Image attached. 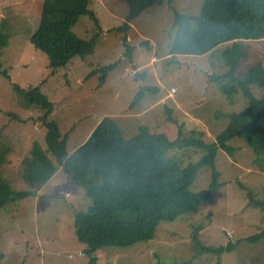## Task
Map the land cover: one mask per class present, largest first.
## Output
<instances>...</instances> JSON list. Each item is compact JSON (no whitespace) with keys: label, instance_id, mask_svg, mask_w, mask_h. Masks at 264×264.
Returning a JSON list of instances; mask_svg holds the SVG:
<instances>
[{"label":"rangeland","instance_id":"obj_1","mask_svg":"<svg viewBox=\"0 0 264 264\" xmlns=\"http://www.w3.org/2000/svg\"><path fill=\"white\" fill-rule=\"evenodd\" d=\"M204 1L172 0L147 8L132 22L131 57L124 44L126 35L115 30L126 21L128 3L94 0L91 8L96 20L81 17L75 32L85 40L100 32L96 53L85 59L75 57L67 68L52 75L47 56L30 42L40 25L44 0H0V34L7 41L0 68L11 77V82L0 77V180L14 192L29 190L23 180V161L35 146L50 152L40 121L43 112L22 106L12 84L41 89L53 104L50 120L70 138V154L87 143L106 119L117 122L127 139L147 127L175 140L180 126L186 137L214 143L228 127L230 116L242 112L247 101L239 89L231 97L223 95L211 79L228 71L223 52L234 40H242L247 51L237 72L240 78L249 66H264V26L225 33L215 46L204 49L202 29L192 19L201 15ZM144 41L150 46L142 45ZM108 66L113 68L103 85L106 71L96 75V70ZM229 146L235 149L233 154L219 151L216 158L220 187L211 190L212 171L205 167L191 189L202 199L197 211L173 223H160L149 242L99 251L100 263L264 264V240L257 244L242 241L220 256L204 253L196 244L197 236L205 247H226L264 230V209L249 197L264 202V154L242 136L232 139ZM49 156L56 164L50 184L36 198L10 202L0 209L2 264L89 262L84 254L87 245L76 237L74 214L87 211L93 201ZM204 156V150L193 147L166 153L181 170Z\"/></svg>","mask_w":264,"mask_h":264},{"label":"trees","instance_id":"obj_2","mask_svg":"<svg viewBox=\"0 0 264 264\" xmlns=\"http://www.w3.org/2000/svg\"><path fill=\"white\" fill-rule=\"evenodd\" d=\"M125 1L129 7L126 21L115 30L126 35L124 44L127 54L132 57L134 47L129 39L132 22L147 8L172 0ZM92 4H95L94 0H44L40 25L30 42L47 56L52 75L67 68L75 57L85 59L96 53L101 33L97 32L85 40L75 32L81 17L90 16L96 20ZM192 19L202 29L200 45L211 49L225 33L261 29L264 26V0H205L201 15ZM99 29L103 32L101 27ZM142 45L150 46L148 41ZM6 46L5 36L0 34V56ZM246 55L244 42L234 40L232 47L223 52L228 71L211 79L223 95L231 97L239 89L247 101L246 108L230 116L228 127L211 144L186 137L180 126L175 140H170L164 133H152L147 127H140L134 138L127 139L117 122L106 119L87 143L70 154V138L63 134L56 122L50 120L53 104L41 89H24L12 84L22 106L43 112L40 121L46 128L45 141L50 152L35 146L31 156L23 161V180L29 190L14 192L8 183L0 180V209L10 202L38 196L56 173V164L49 156L51 153L63 172L93 201L87 211L74 214L76 237L88 247L84 251L89 257L87 264H101L98 252L106 248L126 249L151 241L160 223L176 222L199 209L202 199L191 189L203 168H211V190L220 187L221 175L215 167L216 158L219 151L233 154L235 149L229 146L232 139L242 136L250 146L264 154V66L259 63L251 65L240 78L237 72ZM112 68L96 70V75L99 71H106L103 85ZM0 77L11 82L7 70L0 68ZM168 121L178 125L171 117ZM186 147L204 150L205 156L198 163L181 170L170 163L166 153L173 148ZM249 197L255 206L264 209V202L254 200L251 195ZM195 239L204 253L220 256L235 249L242 241L260 243L264 240V230L220 248L205 247L197 236Z\"/></svg>","mask_w":264,"mask_h":264},{"label":"crops","instance_id":"obj_3","mask_svg":"<svg viewBox=\"0 0 264 264\" xmlns=\"http://www.w3.org/2000/svg\"><path fill=\"white\" fill-rule=\"evenodd\" d=\"M53 178H54V177H53ZM53 178H52V180H53ZM52 180H51V181H52ZM51 181H50V182H51ZM50 182H49L48 184H50ZM48 184H47V185H48Z\"/></svg>","mask_w":264,"mask_h":264},{"label":"built area","instance_id":"obj_4","mask_svg":"<svg viewBox=\"0 0 264 264\" xmlns=\"http://www.w3.org/2000/svg\"><path fill=\"white\" fill-rule=\"evenodd\" d=\"M174 92V91H173Z\"/></svg>","mask_w":264,"mask_h":264}]
</instances>
